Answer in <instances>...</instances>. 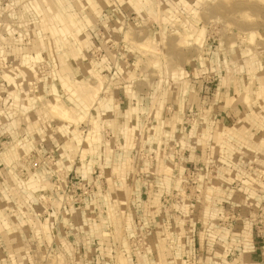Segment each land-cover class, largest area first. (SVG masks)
Returning <instances> with one entry per match:
<instances>
[{"label":"rangeland","instance_id":"rangeland-1","mask_svg":"<svg viewBox=\"0 0 264 264\" xmlns=\"http://www.w3.org/2000/svg\"><path fill=\"white\" fill-rule=\"evenodd\" d=\"M205 66L244 111L171 119ZM0 264H264V0H0Z\"/></svg>","mask_w":264,"mask_h":264},{"label":"crops","instance_id":"crops-1","mask_svg":"<svg viewBox=\"0 0 264 264\" xmlns=\"http://www.w3.org/2000/svg\"><path fill=\"white\" fill-rule=\"evenodd\" d=\"M184 59H187L184 57ZM188 59H195L192 55ZM203 64L207 65L208 58ZM209 65V63H208ZM201 69V67H199ZM210 68V66H209ZM212 69L204 67L200 74L190 72L189 74L181 75L178 71L177 76L181 82V78L187 80V84L183 87H177L170 84L164 92V112H166L171 119L178 118L182 115L197 114V117L206 118L212 115L217 116L219 122L235 120L236 117L244 111L243 106L239 102V90L236 83L231 79L220 76V73H214V85L206 86L210 78ZM221 77V78H220ZM130 79V77H129ZM190 79H193L192 81ZM213 79V78H212ZM212 89V90H211ZM140 86L133 87V81H129L128 77L120 79L113 83L112 87L107 91L106 103L111 105V117L113 122L121 121L125 117L127 111V103L131 98H137L142 95ZM257 249V248H256Z\"/></svg>","mask_w":264,"mask_h":264},{"label":"bare ground","instance_id":"bare-ground-1","mask_svg":"<svg viewBox=\"0 0 264 264\" xmlns=\"http://www.w3.org/2000/svg\"><path fill=\"white\" fill-rule=\"evenodd\" d=\"M54 111V110H53ZM55 112V111H54Z\"/></svg>","mask_w":264,"mask_h":264}]
</instances>
